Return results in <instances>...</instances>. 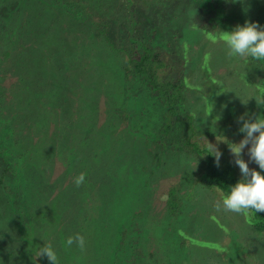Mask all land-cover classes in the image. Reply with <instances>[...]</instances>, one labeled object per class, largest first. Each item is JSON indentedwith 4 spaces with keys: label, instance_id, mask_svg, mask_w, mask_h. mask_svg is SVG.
<instances>
[{
    "label": "rangeland",
    "instance_id": "1",
    "mask_svg": "<svg viewBox=\"0 0 264 264\" xmlns=\"http://www.w3.org/2000/svg\"><path fill=\"white\" fill-rule=\"evenodd\" d=\"M65 1L0 0L13 19L0 12V264H49L34 258L46 241L58 264H264V234L244 213L217 211L224 195L199 182L202 160L169 148L156 149L159 167L141 158L156 147L151 136L166 111L141 83L123 81V51L138 33L155 32L149 12L162 0H73L75 13ZM188 4L170 1L172 17L157 36L165 49L168 38L187 40L179 51L190 67L187 106L197 134L231 163L229 144L243 138L237 118L264 116L255 98L264 90L221 36L258 23L264 0H230L229 25L211 36L199 22L188 25ZM163 51L166 75L180 62ZM151 163L153 178L144 170ZM171 188H180L177 216L163 201ZM77 235L83 250L66 246Z\"/></svg>",
    "mask_w": 264,
    "mask_h": 264
},
{
    "label": "trees",
    "instance_id": "2",
    "mask_svg": "<svg viewBox=\"0 0 264 264\" xmlns=\"http://www.w3.org/2000/svg\"><path fill=\"white\" fill-rule=\"evenodd\" d=\"M170 1L171 0H162L160 5L152 10V13L149 10V14L154 18L153 26H155V32L149 30V32L138 33L133 38L130 49L123 51L125 54L123 56V81L141 83L148 92L149 97L155 101L157 100L156 102L166 111V114L163 115V119L157 121V127L154 130L155 135H150L151 138L158 139L156 147L152 145L154 149L151 150L150 148L149 151L141 155V158L144 155L147 157L150 156L154 166L159 167L162 164V154L158 153L156 149L163 150L169 148L171 152L176 151L189 157L193 156L197 160L200 159L203 161L201 171H199L198 174L201 185L209 190L218 189L219 192H222L225 196L230 190L231 185L241 179V174L238 167L232 162L228 163V152L225 151L227 157H224L221 152V166L217 168L214 165L213 156L215 148H212L211 145L208 144L201 145V143L204 142L202 138L200 139L199 134H197L195 115L191 111V108L187 106L188 93L191 85L190 79L189 84L185 83V75L188 71V60L184 57L182 58L183 54L179 51V47H183V49L187 51L186 47H184V43L187 40L175 36L173 42V40L168 38L166 40L168 48L165 49L161 46L160 36H157L159 32H164L167 26L168 16H170ZM187 2L189 3L188 7L192 9V11H189L186 8V15L190 19L188 25L191 27L190 24L193 22L192 27L195 28V24L199 22L200 28L204 31L202 35L211 36L210 34L212 33H218L219 30L222 29V25H229L228 21L230 18L227 12L229 10L230 0H187ZM65 3L68 7V11L75 13L76 5L73 0H66ZM6 11L5 6L0 10L4 15H6ZM197 12L199 13V17L197 19H192L190 16H193ZM10 15L12 16V14L6 15L4 21H8V23L12 22L13 19H11L12 17H10ZM156 16L159 17L163 23H160ZM257 22L259 26L264 27V16L261 18L258 15ZM99 33L102 32L99 31ZM176 33L179 32L176 31ZM5 35L8 42L11 36H8L6 33ZM163 50L169 52L171 60L174 59L180 62L175 72L171 70V72L166 75L163 73L168 66L165 63V54ZM247 59L255 72H253L254 74L250 76V78L254 83L260 82L264 90V60L255 61L250 58ZM138 89H142V87L138 86ZM137 94L142 98L146 97V95L143 96L140 92ZM232 123H234L233 120ZM133 132L137 134L135 131H131V134H133ZM138 137L142 138L140 135H138ZM147 141L150 142L151 139ZM145 160L146 159H144V162ZM144 162L143 165L145 164ZM148 166L150 165L147 164L144 170H150V174L153 178L156 168L152 165L154 169H148ZM147 184H149V182H147ZM180 188H171L169 192L163 196V201L166 202L165 204L168 206L167 213L169 216H177L180 213L179 208L180 204H182V200L178 196ZM6 194L7 196L11 195L10 191L6 192ZM140 214V212H137L136 214H131L130 217L132 219L138 218ZM244 215L248 218L254 231L264 234V213L249 211L244 213ZM125 234L126 232L124 235ZM137 242L138 241H136V244H140ZM137 250L139 252H137ZM135 251L139 254L138 257L135 256V259L141 258V248L136 245ZM129 264L135 263L129 261Z\"/></svg>",
    "mask_w": 264,
    "mask_h": 264
},
{
    "label": "clouds",
    "instance_id": "3",
    "mask_svg": "<svg viewBox=\"0 0 264 264\" xmlns=\"http://www.w3.org/2000/svg\"><path fill=\"white\" fill-rule=\"evenodd\" d=\"M221 39L227 46L230 57L264 60V27L259 26L258 23L246 21L230 31H224ZM255 98L258 103L264 104V94H261L260 98ZM237 123L239 124L238 131L243 138L238 143L231 142L229 151L234 158L232 163L240 171L241 179L231 185L227 195L216 204V209L220 211L222 208L225 212L237 214L249 211L264 213V116L245 118L242 115L237 118ZM246 148L248 159L243 157ZM213 156L214 165L219 168L222 153L215 148ZM250 162L257 167L250 168ZM84 180L85 177L81 174L75 178V184L80 186ZM73 244L83 250L85 248L84 237L81 235L69 237L66 246L71 247ZM39 257H47L49 264H58L57 254L47 241L42 247L34 249V258Z\"/></svg>",
    "mask_w": 264,
    "mask_h": 264
}]
</instances>
